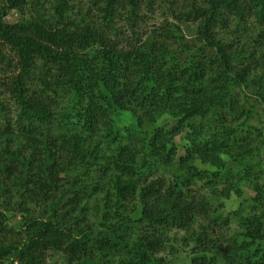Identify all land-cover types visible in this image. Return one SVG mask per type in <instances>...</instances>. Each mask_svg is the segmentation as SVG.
I'll return each instance as SVG.
<instances>
[{
    "label": "trees",
    "instance_id": "1",
    "mask_svg": "<svg viewBox=\"0 0 264 264\" xmlns=\"http://www.w3.org/2000/svg\"><path fill=\"white\" fill-rule=\"evenodd\" d=\"M91 3L0 6V264H264V0Z\"/></svg>",
    "mask_w": 264,
    "mask_h": 264
},
{
    "label": "rangeland",
    "instance_id": "2",
    "mask_svg": "<svg viewBox=\"0 0 264 264\" xmlns=\"http://www.w3.org/2000/svg\"><path fill=\"white\" fill-rule=\"evenodd\" d=\"M55 1V0H54ZM67 1V4L68 6L70 7V11L69 13L71 14V17L75 18L76 20H78V17L79 14H83L86 10H88L90 8V11H91V14L94 16L95 14H98V12L96 11V9L94 8V6L92 5L91 3V0H66ZM0 6H3V0H0ZM48 4H45V8H48ZM160 11L156 10V12L154 13V16L149 19V23H147V26H153V25H156L158 24L161 19H162V16L159 14ZM24 17H28L30 14H29V11L27 9H25V13H24ZM21 15L19 14V12H14V11H10L8 14H6L4 16V20L7 21V22H15L19 19ZM180 30L182 32V34L185 35L186 39L188 38H191L192 35H190L189 31H187V29L185 28V26L181 25L180 26ZM251 123L255 124L256 126H261V119H253L251 121ZM260 159H262L264 161V152H263V158H260V157H253V158H250V159H246L245 161L247 163H256L258 162ZM198 166H201V167H204L205 164H201L200 162H197ZM264 165V164H263ZM232 166H235V163L232 164ZM208 167V166H207ZM210 170H212L210 167H208ZM264 168V167H263ZM170 166H161L160 169H159V172L156 173L155 175H164L165 177H168V176H172L173 174L175 173H178V171H175L174 169H171ZM177 169V168H175ZM178 170V169H177ZM264 170V169H263ZM263 176H264V171H263ZM169 178V177H168ZM234 201H228L227 202V207L226 209H229L231 207L234 206ZM233 226V224H232ZM56 258V261H52V264H64V262L62 261V259L58 256L55 257Z\"/></svg>",
    "mask_w": 264,
    "mask_h": 264
}]
</instances>
